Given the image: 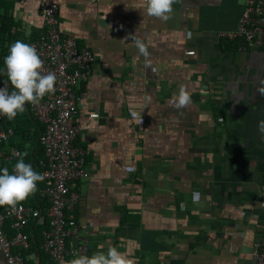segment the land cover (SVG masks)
<instances>
[{"label": "crops", "instance_id": "0c3cea01", "mask_svg": "<svg viewBox=\"0 0 264 264\" xmlns=\"http://www.w3.org/2000/svg\"><path fill=\"white\" fill-rule=\"evenodd\" d=\"M56 2L60 31L94 55L75 90L89 176L70 186L88 255L116 246L135 264H252L264 243V48L241 52L223 36L245 0H179L167 23L146 14L145 0ZM42 25L38 0H0V76L9 46L29 44ZM181 85L192 103L176 109ZM33 137L14 146L33 148ZM35 225L25 264H47Z\"/></svg>", "mask_w": 264, "mask_h": 264}, {"label": "built area", "instance_id": "2783aa9c", "mask_svg": "<svg viewBox=\"0 0 264 264\" xmlns=\"http://www.w3.org/2000/svg\"><path fill=\"white\" fill-rule=\"evenodd\" d=\"M38 10L43 28L29 44L35 46L43 61V73L53 72L57 78L53 94L46 95L37 105L29 104L33 117L43 126L38 139L43 150L38 173L45 177L40 195L46 199L47 206L39 210L19 205L16 211L0 212V254L6 264L25 263L22 251L28 250L30 239L24 228L30 222L43 226L46 220L48 224L41 236L43 251L49 259L47 264H66L75 254L89 256L87 240L80 234L72 214L78 195L70 192V186L89 176L86 166L89 151L77 142L82 127L76 121L75 90L87 80L94 55L60 31L56 0H38ZM223 36L236 40L241 52L264 48V0H245L236 30ZM3 87L10 90L8 82L0 83V88ZM1 123L2 116L0 143L13 135L12 128L4 129ZM20 155L13 145L4 159L15 164ZM7 222L13 231L11 235L6 231ZM252 264H264V243L253 245Z\"/></svg>", "mask_w": 264, "mask_h": 264}, {"label": "clouds", "instance_id": "9594fccd", "mask_svg": "<svg viewBox=\"0 0 264 264\" xmlns=\"http://www.w3.org/2000/svg\"><path fill=\"white\" fill-rule=\"evenodd\" d=\"M178 2L179 0H145L144 8L148 16L167 23L173 19V6ZM184 35L186 38H191V33ZM125 39H130L138 54L145 58V67L156 72L157 69L148 59L151 54L146 43L134 35ZM3 71L11 91L8 87L0 88V116L6 117L9 121L14 120L18 114L24 113L26 104L37 105L46 95L55 91L57 79L55 73L44 74L43 61L35 46L22 40H16L9 46L8 54L4 58ZM259 91L264 93V88ZM172 103L176 109L186 108L192 103L191 95L183 85L180 86L178 95ZM131 116L139 124L143 123L139 112L133 111ZM96 118L98 119V115ZM257 127L258 131L264 134V121H260ZM25 156L27 152L20 155L11 173L8 167L0 168V207L16 211L19 205L35 194L37 184L45 179L43 174L38 173L25 162ZM199 197L200 193L194 192L193 202L197 203ZM100 248L103 249V245ZM66 264H135V262L116 246H109L106 252L101 250L91 257L75 254V258L67 261Z\"/></svg>", "mask_w": 264, "mask_h": 264}, {"label": "trees", "instance_id": "16d2710c", "mask_svg": "<svg viewBox=\"0 0 264 264\" xmlns=\"http://www.w3.org/2000/svg\"><path fill=\"white\" fill-rule=\"evenodd\" d=\"M1 78V81L3 82H7V78H6V75L3 73V75L0 76ZM10 91H11V86H10ZM26 110L24 113L22 114H18L16 119L17 121L15 122H12V121H7V124L5 123V117H2V127L4 129H7V128H12L13 130V135L12 137L9 138V140L7 142H2L0 143V159L2 160L1 161V167L0 168H3V167H8L9 168V171L11 173V169H12V166L14 164V162L12 161H9L7 159H4V157L7 155L8 153V148L10 146H13L15 145L14 143V139L16 137H23V134L24 132H29L32 130L33 132V141L35 142V144L33 145V148H29L28 150L26 149H22V147L20 146H16L20 153L23 154L24 152H27V156L24 157L25 159V162L26 163H29L33 169L35 171L38 172V166H39V160L43 157V150L40 146V143L38 141L39 139V136H40V132L42 131L43 129V126L35 120V118L33 117L32 113L30 112V109H29V104H26L25 106ZM5 123V124H4ZM36 138H37V141H36ZM6 145L7 146V150L6 152L2 149L3 146ZM32 149H34L33 151V154L32 153ZM35 153L38 154V159H35ZM32 155V156H31ZM42 188V185H41V182H39L37 184V191L35 192V194L31 197H29L26 201H24L21 205H24L26 207H33V208H38L39 210H44L47 206V202H46V199L44 197H42L40 195V190ZM8 208L7 207H0V212H3L5 210H7ZM47 220L44 222V225L43 226H40L39 230L41 231V229H44L46 226H47ZM6 231L9 235L13 234V231L11 230L10 228V223H6ZM33 227L34 230L38 229V227H35V223L33 222H30L25 228H24V232L26 233V229L29 228V227ZM34 234L36 235L35 238H36V242H37V233L34 232ZM41 236V235H40ZM30 240V245L32 246H35V241H33L32 237L29 238ZM41 239H42V236H41ZM41 243H42V240H41ZM29 251V248L28 250H25V251H22V254L23 256H25ZM25 264V263H24Z\"/></svg>", "mask_w": 264, "mask_h": 264}]
</instances>
